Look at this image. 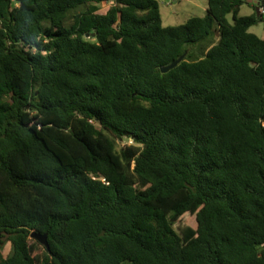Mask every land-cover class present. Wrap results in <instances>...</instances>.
Returning <instances> with one entry per match:
<instances>
[{"label":"trees","instance_id":"obj_1","mask_svg":"<svg viewBox=\"0 0 264 264\" xmlns=\"http://www.w3.org/2000/svg\"><path fill=\"white\" fill-rule=\"evenodd\" d=\"M160 8L0 0V264H264V0Z\"/></svg>","mask_w":264,"mask_h":264},{"label":"rangeland","instance_id":"obj_2","mask_svg":"<svg viewBox=\"0 0 264 264\" xmlns=\"http://www.w3.org/2000/svg\"><path fill=\"white\" fill-rule=\"evenodd\" d=\"M161 5V14L163 17V24L166 27L178 26L184 24L189 18L192 17H204L208 10V0H158ZM254 4V3H250ZM111 4H102L99 6L100 10L98 14H105ZM255 12L253 6L244 5L240 12V16L251 15ZM261 14L264 13L260 10ZM229 20L233 22L232 15L229 16ZM250 31L257 34L261 39H264V23L253 26ZM133 144L132 140L126 139L120 143V147L124 148L126 145ZM196 218L189 217L182 222H177L174 227L181 233V230L185 228H195ZM11 244L7 243L4 253L7 256L10 252Z\"/></svg>","mask_w":264,"mask_h":264},{"label":"water","instance_id":"obj_3","mask_svg":"<svg viewBox=\"0 0 264 264\" xmlns=\"http://www.w3.org/2000/svg\"><path fill=\"white\" fill-rule=\"evenodd\" d=\"M263 0H248L249 3H254L255 5L259 6L260 3ZM258 11L260 12V9H258ZM188 53H185L182 57H180L178 60H176L175 62H173L171 65L166 66V67H162V72L164 74L169 73L170 71H172L173 69H175L183 60L184 58L187 56ZM32 238L36 239L38 241L39 244H41L43 247L47 248L48 250H50V246H49V234H39L38 232H33L32 234Z\"/></svg>","mask_w":264,"mask_h":264}]
</instances>
